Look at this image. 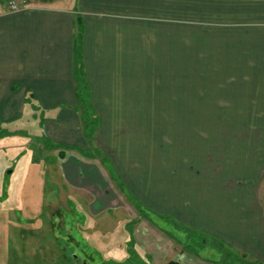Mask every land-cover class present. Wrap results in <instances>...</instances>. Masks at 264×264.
<instances>
[{
	"label": "crops",
	"instance_id": "crops-1",
	"mask_svg": "<svg viewBox=\"0 0 264 264\" xmlns=\"http://www.w3.org/2000/svg\"><path fill=\"white\" fill-rule=\"evenodd\" d=\"M26 107L44 115L54 171L96 193V208L131 200L264 264V0L0 6V124ZM147 223L134 236L153 256ZM170 260L228 264L184 249Z\"/></svg>",
	"mask_w": 264,
	"mask_h": 264
},
{
	"label": "rangeland",
	"instance_id": "rangeland-1",
	"mask_svg": "<svg viewBox=\"0 0 264 264\" xmlns=\"http://www.w3.org/2000/svg\"><path fill=\"white\" fill-rule=\"evenodd\" d=\"M78 108L89 129L90 108ZM43 116L26 107L20 121L0 124V264H165L180 249L221 258L228 251L165 216L136 209L128 197L96 208V193L54 171L58 161L43 141ZM145 220L161 232L151 238L159 250L153 256L134 236L144 233Z\"/></svg>",
	"mask_w": 264,
	"mask_h": 264
},
{
	"label": "trees",
	"instance_id": "trees-1",
	"mask_svg": "<svg viewBox=\"0 0 264 264\" xmlns=\"http://www.w3.org/2000/svg\"><path fill=\"white\" fill-rule=\"evenodd\" d=\"M78 37L81 35V27L78 26ZM77 50V48H76ZM77 52V51H76ZM77 54L79 55V53L77 52ZM78 74L79 75V81H80V91L81 93H85L86 94V91H85V83L81 78V74H82V68H78ZM78 91V92H80ZM90 110L88 111V118H89V129H85L84 130V136L87 137L88 139L90 138V135L93 134V131H94V122H96L95 118H93V113L91 111V107H89ZM92 128V130L90 129ZM186 229V228H184ZM187 231H189L188 229H186ZM200 235V234H199ZM201 237V242H204V241H207L209 240L207 238V236H204V235H200ZM215 245L219 246V249L222 250V245L215 241V240H211ZM223 257H222V262H226L228 264H260L258 261L256 260H249V259H246L245 255H236V254H233L231 251H223ZM166 264H179L178 262L176 261H173V260H170L168 261Z\"/></svg>",
	"mask_w": 264,
	"mask_h": 264
},
{
	"label": "built area",
	"instance_id": "built-area-1",
	"mask_svg": "<svg viewBox=\"0 0 264 264\" xmlns=\"http://www.w3.org/2000/svg\"><path fill=\"white\" fill-rule=\"evenodd\" d=\"M6 12L13 13L28 8V0H0Z\"/></svg>",
	"mask_w": 264,
	"mask_h": 264
},
{
	"label": "flooded vegetation",
	"instance_id": "flooded-vegetation-1",
	"mask_svg": "<svg viewBox=\"0 0 264 264\" xmlns=\"http://www.w3.org/2000/svg\"><path fill=\"white\" fill-rule=\"evenodd\" d=\"M74 259H75L76 261H78V259H77L76 257H75ZM79 264H80V263H79Z\"/></svg>",
	"mask_w": 264,
	"mask_h": 264
}]
</instances>
